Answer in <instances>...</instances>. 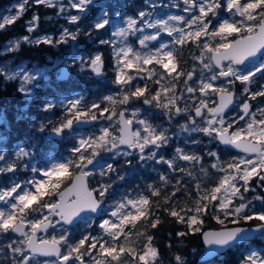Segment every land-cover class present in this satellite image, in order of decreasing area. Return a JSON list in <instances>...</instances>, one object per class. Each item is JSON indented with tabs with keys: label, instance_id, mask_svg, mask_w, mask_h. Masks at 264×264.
<instances>
[{
	"label": "snow or ice",
	"instance_id": "obj_1",
	"mask_svg": "<svg viewBox=\"0 0 264 264\" xmlns=\"http://www.w3.org/2000/svg\"><path fill=\"white\" fill-rule=\"evenodd\" d=\"M34 4L55 9L56 16H63L77 27L63 28L58 39L24 35L9 41L0 53H16L25 44L58 46L75 42L82 34L91 38L93 32L112 29L110 36L119 43L113 39H99L98 43L113 48L115 74L111 83L116 92L103 98V107L96 102L87 104L83 97L43 104L45 113H52L58 106L64 108L60 120L47 119L38 127L39 132L47 130L61 139L76 132L78 125L109 122L100 127L98 134L77 136L66 158L50 157L43 166H34L30 163L31 151L21 147L13 158L0 149V176L7 177V182H0V264H159L160 254L149 230L162 222L161 210L184 225L185 230L178 231L177 236H202L208 256L239 246L251 234L259 233L264 238V196L245 197L257 188L264 191V101L254 111L250 103L264 98V0H183V7H174L186 15L159 17L154 10L166 6L145 0L147 11L141 9L122 20L120 14L113 18L100 9L87 31L79 22L95 6V0H18L12 6L15 14L9 9L8 15H0V31L16 23ZM39 21L40 17L33 15L26 32H35ZM164 35L170 40L165 41ZM129 37L135 39L130 43ZM137 44L139 48L134 46ZM190 46L198 52L192 58L199 64V74L196 66L188 71L179 67L183 63L181 51L187 48L191 53ZM80 59L83 61V57ZM257 60L259 63H255ZM85 64L96 76L103 75L100 53L83 61L81 70ZM68 67L65 65L61 74ZM45 71L23 74L7 68L6 62L0 65V77L8 82L18 80L17 91L25 97L33 95L29 85L34 87L38 80L47 79ZM258 76L259 87L254 89ZM237 82L243 86L239 93L243 99L234 90ZM178 85H182L179 91ZM232 106H237L239 112L227 117ZM152 109L167 119L169 127L153 122L156 116ZM173 121L182 133H202L209 142L243 155L223 160L216 151H208L206 155L214 161L205 167L203 156L177 146L174 155L165 158L160 150L167 148L173 138ZM185 143L199 145L202 140L192 137ZM104 152L113 159L135 156L139 162L152 161L165 165L170 173H183L193 179L191 168L197 165L205 177L210 175L209 169L222 175L216 178L215 186L202 187L197 182L193 193L186 186L181 188V180L172 184L174 176L159 173L158 182L147 184L135 195L126 193L110 205L106 212L109 218L99 222L98 234L89 231L74 239L71 226L83 221L91 228L92 214L105 211L103 206L111 195V180L98 181L96 186L89 181L97 174L103 178L116 173L113 164L102 165L97 159ZM179 161L186 164L180 165ZM125 163L130 165L131 160ZM18 170L30 171L31 176L18 179ZM169 187L171 191H165ZM177 193L186 195L189 202L182 204ZM254 201L260 202L259 208ZM209 216L220 230L204 229L205 217ZM241 221L258 223L251 228L229 227ZM49 229L58 235H51ZM173 259L175 264H185L181 255ZM239 264H264V251L248 249Z\"/></svg>",
	"mask_w": 264,
	"mask_h": 264
},
{
	"label": "trees",
	"instance_id": "obj_2",
	"mask_svg": "<svg viewBox=\"0 0 264 264\" xmlns=\"http://www.w3.org/2000/svg\"><path fill=\"white\" fill-rule=\"evenodd\" d=\"M144 0H98L93 8L90 9L89 14L79 22V26L85 31L90 29L91 21L99 14L100 9H105L110 17L115 18L117 14H120L121 18L128 14H133L134 8L141 10L144 7ZM130 10V11H128ZM33 15L40 17L39 28L44 32L52 30L57 24L56 10L46 8L43 5H33L25 14L23 19L16 21L8 29L0 31V46L9 41L15 36H21L27 34L24 26H20V23L26 19L32 18ZM51 17V19H49ZM31 20V19H30ZM68 24L70 30H75L77 25L69 24L68 21H63ZM53 24V25H52ZM111 29L101 30L99 34L93 32L91 38L84 36L75 41H69L67 44H60L58 46H51L47 44L40 45H22L21 50L16 53L8 54L7 56L13 62H25L29 66L38 65L50 69L47 73V79H43L35 82L33 88V95L25 97L22 93L17 91L18 81H5L3 77H0V117L3 118V122L0 124V148L10 155H13L18 148H29L35 155L39 157H47L52 155L55 159L66 158L71 155L70 149L74 146L76 140L73 137L47 140L44 136L49 131L43 133L38 131L40 123L47 121V119L60 120L64 115V108L61 106L56 107L52 113H45L42 111L43 104L51 100L56 102L57 99H63L67 101L75 96L83 97L84 102L87 104L100 103L101 106H105L106 102L103 100L109 93L114 94L116 87L111 83L114 78V66L115 58L113 56V48L109 45H101L98 43L99 39H109ZM56 39V38H54ZM188 50V49H187ZM184 49L180 53L182 61L191 57L192 52L189 50L183 53ZM94 53H100L104 61L103 71L106 73L105 78H97L88 69L81 70V64L87 58ZM74 54L76 59L73 60ZM83 57V61L80 59ZM56 62H67L68 73L63 78L62 75L58 76L59 67H52ZM131 71V70H130ZM257 83L253 85V88L259 87L260 77L257 78ZM237 89L241 91L242 85L236 83ZM240 93V92H238ZM238 98L239 95L237 94ZM50 127V126H49ZM77 132V131H76ZM68 134H65L66 137ZM35 145V147H33ZM222 159L226 160L225 153H220ZM102 155V153H101ZM45 163V162H44ZM23 172V173H22ZM25 173V177L28 171H19L20 177ZM12 175V174H9ZM201 175V174H200ZM215 172L210 174L208 178H202L200 184L205 187V183L211 182L217 177ZM199 176V175H198ZM195 176L194 177H198ZM112 179L114 181H112ZM111 180L114 185L116 179L113 173H109L108 176L101 178L99 175L89 177L91 186H96L98 181ZM126 190L129 192H136L146 188L147 184H151L150 179H142L137 187L132 183V178L129 177ZM177 180H181V188L185 186L188 190L195 192L194 185L198 182L197 178L188 180L186 175L172 179V184H175ZM0 182H7V177L0 176ZM158 182V178H154L152 183ZM254 186V185H253ZM165 191H171V188L165 189ZM111 191V197L114 195ZM136 194V193H133ZM260 194L264 195V191H260ZM181 203H188L186 195L177 193ZM155 199V198H153ZM159 215L161 216V223L156 229H150V233L154 236L153 244L159 251L160 262L159 264H175L174 256L181 255L185 264H239L242 258V253L239 250V246L226 251L225 253L215 257L214 259L201 262L198 260L199 255L203 250V243L199 234H189L185 237H179L176 235L178 231H184L183 224L176 223L174 218L168 216L162 210ZM98 219H95L97 221ZM204 229H220V226L216 224L215 220L209 217H205ZM257 221H251L245 223L241 221L239 225L229 224L232 226H252L256 225ZM143 230V229H141ZM93 234L96 232L89 230ZM74 232L73 238L78 239L82 233ZM133 239H136L135 237ZM142 243V241H141ZM260 245L263 244L261 240L255 238L244 244ZM243 245V244H241ZM139 243L137 247H139Z\"/></svg>",
	"mask_w": 264,
	"mask_h": 264
},
{
	"label": "rangeland",
	"instance_id": "obj_3",
	"mask_svg": "<svg viewBox=\"0 0 264 264\" xmlns=\"http://www.w3.org/2000/svg\"><path fill=\"white\" fill-rule=\"evenodd\" d=\"M65 2H66V0H65ZM97 2H98V0H95V4ZM155 2L158 5H164V4L167 3L166 7H158V8H156L154 10L155 11V14H156L157 12H160L162 10V8L165 9V11L163 12V14L164 13H166V14H164V15L156 14V16H158V17L159 16H166V15H170V14L186 15L185 13L181 12L179 8L177 9V7H174V5H177V4H179L181 7H183V0H161V1L155 0ZM17 3H18V0H0V15H8L9 14V11H8L9 9H11L12 14H15V9L12 6L15 5V4H17ZM144 5L145 6H144L143 9L147 11L148 10L147 9V6H146V4H144ZM132 8H133V10H132L133 14H128L127 16H135L137 14V12L139 11L138 9H136L134 7H132ZM28 10L22 15V17L20 19H23L25 17V14L28 12ZM128 11H130V10H128ZM72 14H77V13L75 12V10H72ZM222 15H225L226 16L227 14H222ZM30 19H26L25 21H23L22 23H20V26H24V28L26 29V24H27V22ZM56 19H58L57 20L58 23L55 24V27L52 30H49V31H45L44 32L42 29H40L38 27L35 32H33V33H27L25 35H30L32 37V39H36L37 37H44V36H51L53 39L54 38L58 39L59 36H60L61 31L63 30V28H68L69 29V26H68V24H66V23L63 22V21H66L67 20L63 16H60V17L57 16ZM122 19L123 18H121V20ZM117 23H119V21H117ZM10 26H8L6 29H8ZM120 26H123L122 23L120 24ZM22 36H24V35L15 36V37L11 38L9 41L14 40V39H18V38H20ZM109 39H113L114 42L119 43V41L116 38H114V37H110ZM134 39H135L134 37H129V42L131 43V41L134 40ZM163 39L165 41L170 40V38L167 37L166 35H164ZM9 41H7L4 44H2L0 46V49H2L3 47L7 46V44H8ZM33 45H35V44H33ZM134 46L136 48H139L138 44L137 45H134ZM190 47H192V55H193V53L198 54V52H196L194 46H190ZM187 51H188L187 48H185L183 53H186ZM112 53H113V56H114V51H112ZM95 54H97V53H94L92 56H94ZM7 55H8V53H0V65H5V62H6V67L9 68L12 71H21L23 74H29V73H35L37 70H40V71L48 70V68L39 67L38 65L29 66L25 62H13ZM192 55L188 59L193 60ZM88 59H89V57H87L84 61H87ZM255 63H259V60L255 61ZM55 65L59 67V71H58V74L57 75L58 76L63 75V74H61V70L65 67V65H67V62H64V63L56 62ZM189 66H190V68H193V66H196V68H197V74H199V64H198L197 61H194L193 60L192 64H190ZM248 66L251 67V65H248ZM84 69H88V67H87L86 64L84 65ZM88 70H90V69H88ZM47 73H48V71H45L46 76H47ZM67 73H68V70H67L66 73H64V75L66 76ZM96 77L97 78H101V76H96ZM38 81H40V80H38ZM18 83H19V81H18ZM113 86H115V85H113ZM29 87L32 88V85H29ZM108 95H113V94L109 93ZM77 97H81V96H75V97H73L71 99H75ZM61 100H63V99H61ZM260 101H264V98H259L258 97L256 101H251V102L253 103V105L255 107ZM254 110H255V108L253 109V111ZM238 112H239V108L237 106H234L233 110L231 112L227 113L226 116L227 117L235 116ZM1 121L3 122V118L2 117H0V124L2 123ZM108 123L109 122H107V121H99L97 123V125L94 124L92 127H95L93 129H97L95 133L98 134L100 127L106 126ZM243 123H244V121H241V124H243ZM87 134H92V129H88V130H84V131H77V132L68 134V136L69 137H73V139L76 140L75 138L77 136L87 135ZM197 134H199L200 136H203L202 133H197ZM209 143L210 142H205V145H207ZM218 146H219L218 154L222 157V155L220 153H225L226 158H227L226 160H230L233 156H241V155H243L242 153L229 152L228 149L224 148L221 145H218ZM0 149H2V148H0ZM18 150H19V148L16 151H18ZM25 150L31 151L33 153V158L31 159L30 163H31V165H34V166H43L44 165V162H46L50 157L53 158L52 155L47 156V157H39L38 155H35L34 152L31 149H29V148H25ZM6 153H8V152H6ZM108 155H109V153H108ZM12 156L14 158V154ZM100 158L101 157H98L97 158V159L100 160V163L102 165L105 164V162H103ZM208 158H210V161H208V164L206 165V167H208L209 164L214 161V158L212 160H211V157H208ZM19 171H25V170H18V172L16 173V178H18V179L23 180V179H27V178H29L31 176V172L28 171V173H27V175H29L28 177L24 178L25 177V173L23 174L22 177H20V174H18ZM209 171H210V174H212V173L215 172V170H212V169H209ZM192 173L195 176H198L199 175L198 177H196L199 183H200L199 180H201L202 178L205 177L201 171H194ZM215 174H216L215 175L216 177L222 175L221 173H215ZM209 177H210V175L207 176V177H205V178H208L209 179ZM186 178H188V180H192V177L186 176ZM215 180L216 179H214L211 182L205 183L206 184L205 186H215ZM252 184L255 186L256 181L254 180L252 182ZM126 187L127 186H125V189L122 190V187L118 185V180H117V182L114 183V185H112V191L114 192V193L113 192L112 193L114 195L112 197L111 196H108L107 197L106 202H105V205H104L105 211L102 212L101 218L99 220H97V221H95V218H92L93 223H92V227L91 228H88L87 225L82 221L76 227L71 228L72 234L74 232H85V231H89V230H92V231H94V232H96L98 234L100 232V229L98 227L99 222H101L102 219H108L109 218L107 216V214H106L109 206L112 205L114 202L120 200L121 197L128 192V190H126ZM260 191H261L260 188H257L255 192L249 191V192L245 193V197H246V199H252L256 195L264 196V195L260 194ZM131 193L133 194V193H136V192H131ZM133 195H135V194H133ZM254 203H255V206L257 208L260 207V202L259 201H254ZM57 227H59V226H57ZM49 233L51 235H58V232H56V231H54L52 229H50V232ZM258 239L261 240V242L263 244H260V245H249L247 243V244L240 245V247H239L240 252L242 254H246V252H247L248 249H253V250H257V251H264V238H262L261 236H258ZM40 259L41 260H45V259H49V258H40ZM51 259L54 260L55 258H51Z\"/></svg>",
	"mask_w": 264,
	"mask_h": 264
},
{
	"label": "flooded vegetation",
	"instance_id": "obj_4",
	"mask_svg": "<svg viewBox=\"0 0 264 264\" xmlns=\"http://www.w3.org/2000/svg\"><path fill=\"white\" fill-rule=\"evenodd\" d=\"M161 1V0H159ZM145 4V0L143 1ZM165 6L167 5L164 4ZM145 6V5H144ZM144 8V7H143ZM178 9V8H177ZM165 11L164 8L160 12H157L156 14H163ZM193 60L186 59L183 61L182 64L179 65L180 68H183L185 71L191 70L190 64H192ZM182 66V67H181ZM151 67V66H149ZM106 73L103 71V75L101 76V79L105 78ZM96 77V76H95ZM133 83H139L143 85L144 81H134ZM151 83V82H149ZM182 85L177 86V90L179 91L180 87ZM116 87V86H115ZM152 87H159L158 85H152ZM235 92L236 94L239 95L238 92H240L237 87L235 86ZM252 105L253 103L250 102ZM144 108H147V106H143ZM253 105V109H254ZM233 110V109H232ZM156 118L153 120L154 123L156 124H163L165 127H169L167 119L161 115H159L158 110L152 109L151 110ZM180 123H185V120L183 118H179ZM170 132L173 133V138L169 143V146L167 148H163L160 150L161 154L165 156V158H171L174 155V150L175 147H181L184 148L185 151H193L197 155L203 156V161L202 163L206 167L208 164V161H210V158L206 155L208 151H216L218 153L219 151V146L216 143L210 142L209 144L205 145V142H209L207 137L200 136L197 133H192L191 136H189L188 133H182L180 132L179 125L176 123V121L172 122V125L170 127ZM46 135V134H45ZM192 137H195L196 139L202 140V143L199 145H193L191 143H185L186 140L190 141ZM129 151H132L129 149ZM104 159H106L109 163L113 164V166L117 169L116 173L114 174L115 179L118 180V185L122 187V190L125 189V186H127L129 182V177L132 178V183L134 184L135 187H137L140 183H142V179H150L149 183L153 182L154 178H158L159 173H164L165 175H169L170 178L174 176L175 178H178L180 176H183L185 174L183 173H170L169 170H167L165 165H160V164H155L152 161H149L147 163L144 162H139L135 156L131 157H124V156H117L115 159L112 158L111 154L109 153H104L103 155ZM213 158L211 157V160ZM125 160H131V164H126ZM207 161V162H206ZM180 165H185L186 162L179 161L178 162ZM191 171H200L199 166L197 165L196 167L191 168ZM118 176H124V180H119L117 177ZM187 176V175H186ZM194 176V175H193ZM112 181H114L112 179ZM112 191V188L110 189Z\"/></svg>",
	"mask_w": 264,
	"mask_h": 264
},
{
	"label": "water",
	"instance_id": "obj_5",
	"mask_svg": "<svg viewBox=\"0 0 264 264\" xmlns=\"http://www.w3.org/2000/svg\"><path fill=\"white\" fill-rule=\"evenodd\" d=\"M62 77L64 78L65 75H62ZM232 107H233V106H232ZM232 107H230V109H229L228 111H230ZM96 123H97V121L94 122V123H90V124L78 125V126H76V128L79 129V130H82V129L89 128V127L93 126V125L96 124ZM46 138H47L48 140H56V139H59V137H56V136L51 135V134H49V133L47 134ZM221 146H223V145H221ZM223 147H224V146H223ZM230 150L237 152L235 149H230ZM238 153H239V152H238ZM101 214H102V212H100L99 215H97V214H92V217H96V218H98V217L101 216ZM79 223H80V222H78L77 224H75V225H73V226H71V227H74V226L78 225ZM255 226H256V225H252V226H246V225L243 226V225H241V226H232V227L251 228V227H255ZM206 230L216 231V230H220V229H206ZM49 231H50V229H49ZM41 234L44 235L43 233H41ZM259 235H260L259 233L251 234L250 239L247 240V241H242V242H240V245H241V244H244V243H246V242H248V241L253 240L254 238H256V237L259 236ZM201 239H202V243H203V250H202L201 254H200L199 257H198V260L201 261V262H207V261H210V260L214 259L215 257H217V256H219V255L225 253L226 251L230 250V249L217 250L216 254H214V255H212V256H208V251H209L208 246L205 245L202 236H201ZM234 247H235V246H234ZM234 247H232V248H234ZM232 248H231V249H232ZM53 258H54V257H53Z\"/></svg>",
	"mask_w": 264,
	"mask_h": 264
},
{
	"label": "bare ground",
	"instance_id": "obj_6",
	"mask_svg": "<svg viewBox=\"0 0 264 264\" xmlns=\"http://www.w3.org/2000/svg\"><path fill=\"white\" fill-rule=\"evenodd\" d=\"M64 138L66 139V138H70V137L67 135L66 137H63V139H64ZM71 228H72V227H71Z\"/></svg>",
	"mask_w": 264,
	"mask_h": 264
}]
</instances>
